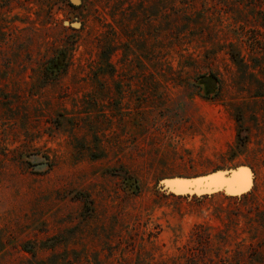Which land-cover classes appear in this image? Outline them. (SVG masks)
<instances>
[{"label": "rangeland", "instance_id": "obj_1", "mask_svg": "<svg viewBox=\"0 0 264 264\" xmlns=\"http://www.w3.org/2000/svg\"><path fill=\"white\" fill-rule=\"evenodd\" d=\"M0 264H264V0H0Z\"/></svg>", "mask_w": 264, "mask_h": 264}, {"label": "water", "instance_id": "obj_2", "mask_svg": "<svg viewBox=\"0 0 264 264\" xmlns=\"http://www.w3.org/2000/svg\"><path fill=\"white\" fill-rule=\"evenodd\" d=\"M78 4L79 0H70ZM74 26L77 22H73ZM168 193L176 196H203L223 193L238 196L249 191L252 185V172L248 166L237 165L228 169H214L192 176H171L161 181Z\"/></svg>", "mask_w": 264, "mask_h": 264}, {"label": "trees", "instance_id": "obj_3", "mask_svg": "<svg viewBox=\"0 0 264 264\" xmlns=\"http://www.w3.org/2000/svg\"><path fill=\"white\" fill-rule=\"evenodd\" d=\"M232 58L235 60V56L234 55H231ZM250 191L242 194V195H238V196H227L228 198H232V199H244V198H247L249 195H250ZM204 197V196H203Z\"/></svg>", "mask_w": 264, "mask_h": 264}]
</instances>
